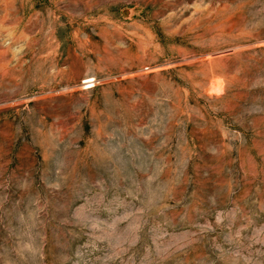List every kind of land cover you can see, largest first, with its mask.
Returning a JSON list of instances; mask_svg holds the SVG:
<instances>
[{
	"label": "rangeland",
	"instance_id": "374dc122",
	"mask_svg": "<svg viewBox=\"0 0 264 264\" xmlns=\"http://www.w3.org/2000/svg\"><path fill=\"white\" fill-rule=\"evenodd\" d=\"M0 264H264V0H0Z\"/></svg>",
	"mask_w": 264,
	"mask_h": 264
}]
</instances>
